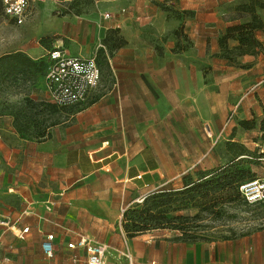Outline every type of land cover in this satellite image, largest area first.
<instances>
[{
	"label": "crops",
	"instance_id": "0c3cea01",
	"mask_svg": "<svg viewBox=\"0 0 264 264\" xmlns=\"http://www.w3.org/2000/svg\"><path fill=\"white\" fill-rule=\"evenodd\" d=\"M156 21L109 27L125 43L110 52L116 85L105 97L70 122L60 110L45 139H0V264H86L83 249L68 248L81 236L110 246L105 264H128L126 252L136 264H264V230L207 240L168 230L129 237L123 227L130 205L201 164L213 169L205 160L230 114V123L250 120L264 103V55L232 64L220 43L227 24L185 20L179 36L150 42L141 28L169 30ZM49 234L52 257L42 248Z\"/></svg>",
	"mask_w": 264,
	"mask_h": 264
},
{
	"label": "rangeland",
	"instance_id": "374dc122",
	"mask_svg": "<svg viewBox=\"0 0 264 264\" xmlns=\"http://www.w3.org/2000/svg\"><path fill=\"white\" fill-rule=\"evenodd\" d=\"M186 1L189 8L184 10L178 7L180 0H45L31 6L23 24L16 23L0 10V139L14 142L13 132L31 136L61 121L59 113L48 111L51 99L43 59L53 47L63 46L69 53L82 56L98 51L107 73L106 54H110L111 42L124 39L120 28H116L114 38L110 37V26L128 21L132 27L152 18L157 20L159 28L169 30L163 34L149 28L141 30L149 35L150 42H159L161 37L168 39L185 20L201 17L210 22L218 20L228 27L252 21L254 10L264 25V0ZM136 31L131 28L129 36L131 32L137 34ZM256 34L264 41V29ZM212 36L209 34V39ZM191 45L193 47L194 43ZM18 54L22 57H16ZM25 57L32 59L34 65ZM260 110L248 120L253 128L242 127L238 120L227 125L224 135L212 146V156L205 160L207 166L217 168L230 162L234 151L228 143L233 138L237 147L249 150V155L235 160V163L240 162L238 167L246 170L245 180L264 177V103L260 104ZM211 144L209 140V146ZM261 155L263 157H259ZM202 166L192 170V174L206 171ZM236 184L231 183L224 190L212 189L217 186L212 183L192 198L195 194L183 188V176L178 178L163 189L166 193L163 198L168 202L157 209L162 210L160 215L165 219L159 228L151 230H168L184 238L207 240L243 237L264 230V201L247 203L236 189L228 190ZM143 203L144 199L130 205L126 211L133 207L143 210L144 207L136 206Z\"/></svg>",
	"mask_w": 264,
	"mask_h": 264
},
{
	"label": "built area",
	"instance_id": "2783aa9c",
	"mask_svg": "<svg viewBox=\"0 0 264 264\" xmlns=\"http://www.w3.org/2000/svg\"><path fill=\"white\" fill-rule=\"evenodd\" d=\"M45 0H2L6 15L16 23L23 24L32 5ZM103 49H107L105 45ZM108 51V50H106ZM107 62L111 65V54H106ZM46 63V79L51 103L65 112V120L70 122L76 114L86 110L89 106L105 97L116 85L112 73L106 74L99 59V52L91 57L73 55L63 46L49 49L43 59ZM233 111L226 126L234 118ZM241 197L249 204L264 201V177L255 178L239 185ZM29 228H24L23 233ZM54 235H47L42 248L48 257L54 253ZM68 248H80L85 251L86 264H105L110 253V246L99 243L86 236H81L75 242H69ZM128 264H136L131 255L124 253ZM77 260V257H74Z\"/></svg>",
	"mask_w": 264,
	"mask_h": 264
},
{
	"label": "trees",
	"instance_id": "16d2710c",
	"mask_svg": "<svg viewBox=\"0 0 264 264\" xmlns=\"http://www.w3.org/2000/svg\"><path fill=\"white\" fill-rule=\"evenodd\" d=\"M0 10H3L2 0H0ZM252 13V21H248L243 24L230 25L227 27L225 33L220 37V43L222 47L225 48V56L232 64H237V59L240 56L257 55L262 52L264 53V42L261 41L256 34L257 31L264 29V25L261 19L255 14L254 10H252ZM180 32L181 27L174 31V34L176 36H179ZM184 38L186 39L185 36ZM232 39L237 40L238 44L233 48H229L227 42L228 40ZM123 43H125V40L122 38H120L118 42H112V46L109 48L110 52L113 49L123 45ZM16 57L20 58L22 57V55L18 54L16 55ZM25 58L28 62L34 65V61L32 59H29L27 57ZM43 62L45 63L44 60ZM48 111L53 114L56 112L59 113L60 109H58L54 104L51 103V105H49ZM55 123H51L50 126ZM239 125L246 129L254 127L253 123L249 122L248 120L239 121ZM46 134L47 129H41L37 133V136L41 139H45L47 136ZM229 142L230 143H228V146L234 151V154L233 158L227 165L213 168L207 171H195V175H193L192 172H188L183 175V188L184 190H186V192L195 194L192 198H195L196 194H200L204 186H208L212 183H217V186L213 187L212 189L221 188L224 190L229 184L237 183L235 188L229 187L228 190L236 189L238 196L241 197L239 193V185L246 181L255 179L253 178L245 180L246 170L238 167V164H240V162L235 163V160H237L238 158L249 155V150L247 148H240L239 146L237 147L234 141ZM259 157H263V155ZM165 195L166 193L163 190L154 192L144 198L143 205L136 204V206L144 207L143 210L135 209L133 207L128 211H124L123 227L129 237H133L139 233L151 231V229L159 228L161 226L162 221H164L165 219V216L163 214L160 215L162 213V210L157 208H162L167 204L168 201L164 200L163 198Z\"/></svg>",
	"mask_w": 264,
	"mask_h": 264
}]
</instances>
